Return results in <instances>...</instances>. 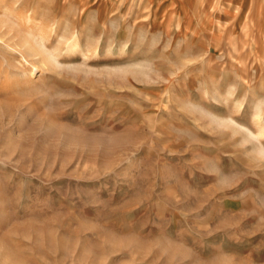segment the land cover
<instances>
[{"label":"rangeland","instance_id":"obj_1","mask_svg":"<svg viewBox=\"0 0 264 264\" xmlns=\"http://www.w3.org/2000/svg\"><path fill=\"white\" fill-rule=\"evenodd\" d=\"M259 128L264 0H0V264H264Z\"/></svg>","mask_w":264,"mask_h":264},{"label":"bare ground","instance_id":"obj_2","mask_svg":"<svg viewBox=\"0 0 264 264\" xmlns=\"http://www.w3.org/2000/svg\"><path fill=\"white\" fill-rule=\"evenodd\" d=\"M211 1V0H210ZM219 0H216V2H218ZM213 2L215 3V0H213ZM72 39V41H70V44H68V48L70 50L73 51V49L77 48L79 45H80V38L78 37V35H73V33L67 35L64 37V42H67L68 40ZM72 42V43H71ZM97 48H98V45L97 43H94V45L92 46V48H90V51L92 52H96L97 51ZM99 51V50H98ZM87 55H90V54H87ZM86 56V55H85ZM260 117V115L257 113L255 114V119H258ZM250 133L254 136H258V137H264V131L259 128V131H258V134L256 135L255 133L251 132Z\"/></svg>","mask_w":264,"mask_h":264}]
</instances>
